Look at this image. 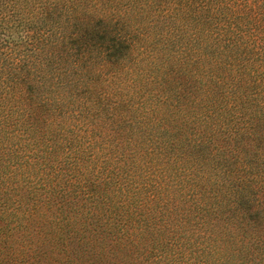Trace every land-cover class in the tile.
<instances>
[{"label": "trees", "instance_id": "1", "mask_svg": "<svg viewBox=\"0 0 264 264\" xmlns=\"http://www.w3.org/2000/svg\"><path fill=\"white\" fill-rule=\"evenodd\" d=\"M0 264H264V0H0Z\"/></svg>", "mask_w": 264, "mask_h": 264}]
</instances>
